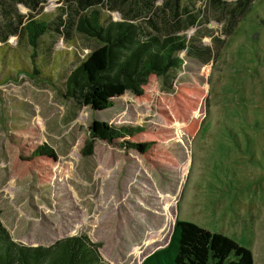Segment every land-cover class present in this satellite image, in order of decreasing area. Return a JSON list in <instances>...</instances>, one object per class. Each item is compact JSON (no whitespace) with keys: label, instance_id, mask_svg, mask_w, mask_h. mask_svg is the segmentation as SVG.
<instances>
[{"label":"rangeland","instance_id":"374dc122","mask_svg":"<svg viewBox=\"0 0 264 264\" xmlns=\"http://www.w3.org/2000/svg\"><path fill=\"white\" fill-rule=\"evenodd\" d=\"M5 1L53 24L67 2L36 0L34 11L30 0ZM133 2L138 20L148 17L158 33L177 32L194 46L178 55L179 69L156 80L150 104L126 92L97 112L64 98L66 77L95 47L74 31L44 35L40 55L14 36L0 43V222L17 244L82 236L108 264H140L167 245L181 220L227 236L251 252L253 264H264V0H129L102 14L121 21ZM181 83L204 89L205 117L194 137L174 127L166 160L153 164L99 140L86 151L94 121L161 126L152 103ZM25 126L32 132L19 135ZM13 136L53 150L46 186L34 175L17 178Z\"/></svg>","mask_w":264,"mask_h":264},{"label":"trees","instance_id":"16d2710c","mask_svg":"<svg viewBox=\"0 0 264 264\" xmlns=\"http://www.w3.org/2000/svg\"><path fill=\"white\" fill-rule=\"evenodd\" d=\"M30 1L35 11L39 3ZM66 1L61 15L53 24L36 19L33 14H18L14 3L0 0V15L3 14L7 20L0 26V43H6L9 37L14 36L17 41H26L33 55H40L48 47V40L42 37L50 33L67 37L74 31L93 41L95 47L63 83L62 95L79 107L104 111L112 107L113 99L126 92L134 96L136 103L150 104L156 80L165 79L179 69L183 61L178 55L194 47L177 32L169 35L158 33L155 23L148 17L145 20L141 18L145 22L139 23L142 21L138 20L141 11L134 2L125 11L119 12L125 17L121 21L103 16L105 7L125 4L129 0ZM204 104L205 91L202 87L195 83L178 84L172 88L170 95L158 97L152 103L161 126L152 129L115 127L94 121L89 127V139L84 147L91 152L94 140L104 141L122 150H132L157 164L167 158L165 142L172 138L175 126H180L179 133L187 137H194L199 132L205 117ZM31 128L25 126L17 133H31ZM12 138L16 141L14 146L20 159L21 170L17 178L34 175L41 186H46L56 160L53 150L46 145L29 143V138ZM0 264L108 263L101 259L98 245L85 237L60 239L50 246H25L15 243L0 222ZM140 264H253V260L248 249L227 236L176 220L167 245L145 257Z\"/></svg>","mask_w":264,"mask_h":264},{"label":"water","instance_id":"95a60500","mask_svg":"<svg viewBox=\"0 0 264 264\" xmlns=\"http://www.w3.org/2000/svg\"><path fill=\"white\" fill-rule=\"evenodd\" d=\"M155 115H156V113H155Z\"/></svg>","mask_w":264,"mask_h":264}]
</instances>
